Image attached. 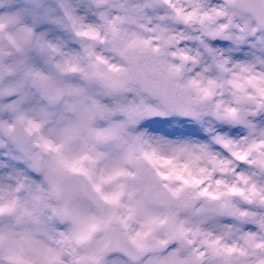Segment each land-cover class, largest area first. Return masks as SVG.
Instances as JSON below:
<instances>
[{"label": "snow or ice", "instance_id": "obj_1", "mask_svg": "<svg viewBox=\"0 0 264 264\" xmlns=\"http://www.w3.org/2000/svg\"><path fill=\"white\" fill-rule=\"evenodd\" d=\"M0 264H264V0H0Z\"/></svg>", "mask_w": 264, "mask_h": 264}]
</instances>
